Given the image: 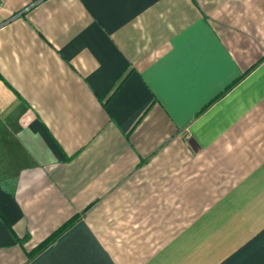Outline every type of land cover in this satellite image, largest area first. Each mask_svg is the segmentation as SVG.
I'll return each mask as SVG.
<instances>
[{"label":"crops","instance_id":"crops-1","mask_svg":"<svg viewBox=\"0 0 264 264\" xmlns=\"http://www.w3.org/2000/svg\"><path fill=\"white\" fill-rule=\"evenodd\" d=\"M1 1L0 264H264V0Z\"/></svg>","mask_w":264,"mask_h":264},{"label":"trees","instance_id":"trees-1","mask_svg":"<svg viewBox=\"0 0 264 264\" xmlns=\"http://www.w3.org/2000/svg\"><path fill=\"white\" fill-rule=\"evenodd\" d=\"M75 217L66 221L62 226H60L56 231H54L51 235H49L45 240L39 243L33 250L28 254V258H32L39 252L43 250V248L47 247L51 242H53L59 234H61L66 228H68L74 221Z\"/></svg>","mask_w":264,"mask_h":264},{"label":"built area","instance_id":"built-area-1","mask_svg":"<svg viewBox=\"0 0 264 264\" xmlns=\"http://www.w3.org/2000/svg\"><path fill=\"white\" fill-rule=\"evenodd\" d=\"M2 6L3 4H2V1L0 0V10L2 9Z\"/></svg>","mask_w":264,"mask_h":264}]
</instances>
